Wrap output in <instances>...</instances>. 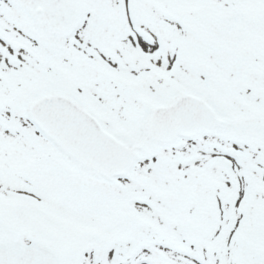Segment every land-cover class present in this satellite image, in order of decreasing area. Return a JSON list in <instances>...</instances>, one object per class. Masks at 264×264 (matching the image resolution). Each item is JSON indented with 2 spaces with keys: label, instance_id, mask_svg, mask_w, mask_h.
I'll use <instances>...</instances> for the list:
<instances>
[{
  "label": "snow or ice",
  "instance_id": "6c2138e0",
  "mask_svg": "<svg viewBox=\"0 0 264 264\" xmlns=\"http://www.w3.org/2000/svg\"><path fill=\"white\" fill-rule=\"evenodd\" d=\"M0 264H264V0H0Z\"/></svg>",
  "mask_w": 264,
  "mask_h": 264
}]
</instances>
